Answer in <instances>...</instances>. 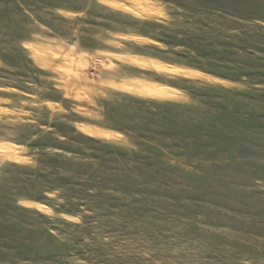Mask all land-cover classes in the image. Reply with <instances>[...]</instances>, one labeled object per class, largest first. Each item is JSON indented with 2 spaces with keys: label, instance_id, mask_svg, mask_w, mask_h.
Instances as JSON below:
<instances>
[{
  "label": "rangeland",
  "instance_id": "rangeland-1",
  "mask_svg": "<svg viewBox=\"0 0 264 264\" xmlns=\"http://www.w3.org/2000/svg\"><path fill=\"white\" fill-rule=\"evenodd\" d=\"M0 264H264V0H0Z\"/></svg>",
  "mask_w": 264,
  "mask_h": 264
},
{
  "label": "bare ground",
  "instance_id": "bare-ground-1",
  "mask_svg": "<svg viewBox=\"0 0 264 264\" xmlns=\"http://www.w3.org/2000/svg\"><path fill=\"white\" fill-rule=\"evenodd\" d=\"M153 86H155L156 88H158L159 90L164 91V92H172V91H175V90L171 89L170 87L161 85L159 83H153Z\"/></svg>",
  "mask_w": 264,
  "mask_h": 264
}]
</instances>
